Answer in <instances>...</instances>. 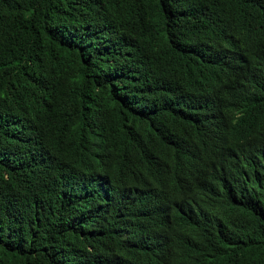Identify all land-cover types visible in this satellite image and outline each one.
Listing matches in <instances>:
<instances>
[{
    "label": "trees",
    "instance_id": "16d2710c",
    "mask_svg": "<svg viewBox=\"0 0 264 264\" xmlns=\"http://www.w3.org/2000/svg\"><path fill=\"white\" fill-rule=\"evenodd\" d=\"M239 7L247 0H0V264H264L263 162L239 154L220 217L170 219L173 241L143 217L148 201H123L160 173L112 175L124 148L183 175L176 140L224 129L237 150L226 107L217 130L165 101L194 93L186 80L211 64L198 52L224 55L220 29ZM237 81L249 111L238 135L264 143V78L237 70Z\"/></svg>",
    "mask_w": 264,
    "mask_h": 264
},
{
    "label": "clouds",
    "instance_id": "9594fccd",
    "mask_svg": "<svg viewBox=\"0 0 264 264\" xmlns=\"http://www.w3.org/2000/svg\"><path fill=\"white\" fill-rule=\"evenodd\" d=\"M247 3L248 7H239L230 14V23L220 29L224 33L223 47H228L224 55L220 51L217 53L218 58L209 52L196 54L194 61L205 59L210 60L211 64H204L194 71L196 78L193 83L186 80L185 86L191 87L194 93L181 102L175 97L169 102L165 101L166 104L178 106L179 112L199 117L203 124H217V130L219 124L216 114L226 107L227 115L233 117L229 120V126L237 150L231 147V138L222 129L211 139L196 134L175 141L182 151L180 165L184 175L172 170L171 164L162 156L148 154L144 164V152L135 153L134 149L125 148L119 167L114 168L116 171L112 174L122 179H138L146 177L149 172L160 173L155 179L142 181L123 201H148L150 204L142 206L143 217L156 215L161 219L162 223L155 226L154 230L166 236L168 241H173V231L170 233L168 229L172 227L170 219L188 217L192 212L213 213L220 217V214L215 213L217 195L223 186L232 190L239 180V154L264 163L263 156L251 154L255 150L261 151L264 143L244 141L245 136L238 135V129L242 126L236 122V119L249 114L240 103L243 86L237 81V70L246 79L256 76L264 78V71L262 74L258 72L259 67L264 70V1L247 0ZM235 44L242 47L235 48ZM250 58L255 61L248 62ZM225 139L229 140V144ZM108 155H105V159Z\"/></svg>",
    "mask_w": 264,
    "mask_h": 264
}]
</instances>
